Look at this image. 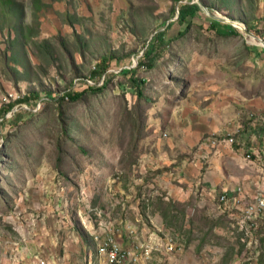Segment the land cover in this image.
I'll list each match as a JSON object with an SVG mask.
<instances>
[{
  "label": "rangeland",
  "instance_id": "374dc122",
  "mask_svg": "<svg viewBox=\"0 0 264 264\" xmlns=\"http://www.w3.org/2000/svg\"><path fill=\"white\" fill-rule=\"evenodd\" d=\"M188 1L0 0V264L264 263V0Z\"/></svg>",
  "mask_w": 264,
  "mask_h": 264
},
{
  "label": "trees",
  "instance_id": "16d2710c",
  "mask_svg": "<svg viewBox=\"0 0 264 264\" xmlns=\"http://www.w3.org/2000/svg\"><path fill=\"white\" fill-rule=\"evenodd\" d=\"M174 1H175V4H178L180 1H183V0H174ZM190 1L191 0H189L185 4L184 3L181 4L178 7V9H176L175 6L172 9L174 16L177 15V10H178V12H179L178 21L182 25L185 24L188 21V18L194 17L196 15V13L200 10V6L198 4L190 3ZM220 24L221 23L218 20H213L212 21V25H213L214 28L216 26L220 25ZM253 27L255 28V26H253ZM229 29H230V33L236 34V35L238 34V31L235 30L234 28L231 27ZM248 29L250 31L253 30V29H250V28H248ZM257 29L258 28H256V30ZM259 34H260V36H262L263 32L259 31ZM154 39H155V42L153 44H151V42H150L149 45H148L147 50L143 53L142 57L138 58V66H137L136 69H123L119 73V74L124 75L128 79V81L131 82V84L135 88L139 98H143L144 97L143 86L145 85V80L134 78V74L136 73V71L138 69H140L142 67H146L148 69H151L153 67L155 61L154 60H150V58H151V56L153 54V49H154V47H156V44L159 41L163 40L162 34H160L158 37H154ZM125 59L126 58L124 56H122V58L121 57L117 58V61L121 62V61H123ZM110 63H111V58L103 57L101 59V61L95 66L94 70H92L89 78L92 79V80H95V81H101L103 78L105 80L106 79L105 77H107L108 71L110 69ZM86 88L87 89L82 90V91L73 92V93H67L66 94V98H68L71 102H77V101L83 99L84 95L86 93H88L89 91L92 92V93H98V92H100L102 90L101 87H97V86H93V87L87 86ZM46 94L48 96L52 95V93H47V92H46ZM40 100H41V93L32 92V93H30V95L25 96L22 99H19V100L15 101V102H12V103L8 104L6 107H4L1 110L0 116H2L4 118V116L7 113H9L10 111H12V109H14L15 105H17V104H22V103H27V104L34 103V104H36Z\"/></svg>",
  "mask_w": 264,
  "mask_h": 264
},
{
  "label": "built area",
  "instance_id": "2783aa9c",
  "mask_svg": "<svg viewBox=\"0 0 264 264\" xmlns=\"http://www.w3.org/2000/svg\"><path fill=\"white\" fill-rule=\"evenodd\" d=\"M91 83V81L89 82ZM226 195H222L221 202L227 201ZM264 209V198L258 199L257 202L248 204L244 209L245 217H250L254 214H260ZM115 235L108 236L101 245V253L105 254L109 258L110 264H152L148 256H137L135 252L131 250H124L121 245L115 240Z\"/></svg>",
  "mask_w": 264,
  "mask_h": 264
},
{
  "label": "water",
  "instance_id": "95a60500",
  "mask_svg": "<svg viewBox=\"0 0 264 264\" xmlns=\"http://www.w3.org/2000/svg\"><path fill=\"white\" fill-rule=\"evenodd\" d=\"M215 19L218 20V21H220V22H224V21L226 22V20H223V19H219V18H215ZM239 29L241 30V28H239ZM242 31L246 32V34H247L248 36H254V34L251 33L247 28H243ZM254 37H255L256 39L260 40L261 43H262V45L264 46V41H263V40L257 38L256 36H254ZM137 64H138V63H134L133 68L136 67Z\"/></svg>",
  "mask_w": 264,
  "mask_h": 264
},
{
  "label": "bare ground",
  "instance_id": "6f19581e",
  "mask_svg": "<svg viewBox=\"0 0 264 264\" xmlns=\"http://www.w3.org/2000/svg\"><path fill=\"white\" fill-rule=\"evenodd\" d=\"M237 28H241V30L243 29V27L242 26H240L239 24H234Z\"/></svg>",
  "mask_w": 264,
  "mask_h": 264
}]
</instances>
